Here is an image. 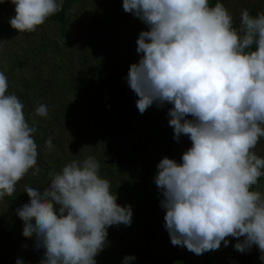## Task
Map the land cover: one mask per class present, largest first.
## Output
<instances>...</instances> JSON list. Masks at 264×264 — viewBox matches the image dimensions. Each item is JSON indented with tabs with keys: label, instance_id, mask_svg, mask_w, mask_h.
Returning a JSON list of instances; mask_svg holds the SVG:
<instances>
[{
	"label": "clouds",
	"instance_id": "9594fccd",
	"mask_svg": "<svg viewBox=\"0 0 264 264\" xmlns=\"http://www.w3.org/2000/svg\"><path fill=\"white\" fill-rule=\"evenodd\" d=\"M11 3L9 24L19 33L35 32L63 8L62 0ZM122 6L148 28L136 41L143 55L126 77L137 109L143 114L153 104H171L173 139L185 135L192 142L182 163L164 157L154 177L172 245L201 255L221 242L228 246L226 238L233 237L236 251L258 246L264 261V193L251 190L264 175V158L253 151L264 137V12L241 10L237 28L220 2L123 0ZM6 93L8 79L0 72V199L11 197L30 169L33 176L41 171L37 129L26 122L20 99ZM35 115L47 118L48 106L38 103ZM45 145L53 149L51 137ZM99 169L88 156L49 172L42 191L24 186L30 202L16 215L23 236L35 235L37 248L45 250L40 264H96L108 228L131 225V206L117 204ZM134 260L125 256L123 264Z\"/></svg>",
	"mask_w": 264,
	"mask_h": 264
},
{
	"label": "trees",
	"instance_id": "16d2710c",
	"mask_svg": "<svg viewBox=\"0 0 264 264\" xmlns=\"http://www.w3.org/2000/svg\"><path fill=\"white\" fill-rule=\"evenodd\" d=\"M87 1L62 0V10L50 16L35 32L19 33L9 24L10 18L15 16V6L11 0H0V41L8 42L12 35L20 38L15 43L18 44L16 49L3 43L4 50L0 51V72L8 79V91L10 86L15 87L12 75L20 63L25 65L23 70L33 71L35 66L28 67V63L37 62L39 56L48 67L43 74H36L27 81L23 79L20 89L14 88L24 105L26 122L37 129L33 138L38 146L37 165L41 171L33 176L34 169H30L16 184L13 195L0 199V264H16L18 258L24 264H40L45 250L37 248L35 235L23 236L24 223L16 215V209L30 202L24 186L42 191L51 182L49 172H59L71 161H83L88 156L96 158L99 175L110 182V191L117 195L118 205H128L133 210L134 204L145 203L146 209L140 230H136L132 221L130 226L120 224L108 228L104 249L95 257L96 264H123L125 256L135 257L132 264H220L223 256H228L232 264H264L259 259L258 246L240 253L234 248L238 241L233 237H227L230 243L222 253L217 249L196 255L186 247L164 245L163 240H171L165 223H161L166 214L160 206L162 194L154 184L153 191L145 195L135 182L154 183L159 162L167 157L178 164L180 158L182 163L181 157L192 142L185 135H181L179 142L173 139L174 130L169 126L167 115L173 107L171 104L166 103L161 108L153 104L143 114L136 107L138 97L128 86L126 77L130 65L137 63L143 54L137 53L136 43L123 56L113 55L117 39L113 30L115 26L124 28L126 24L123 0L102 3L98 15L84 13L88 25L85 31H80L79 14L85 12L81 6L83 3L87 6ZM224 1L209 0V6ZM123 35L138 39L128 32ZM38 103L48 106L47 118L35 115ZM52 129L55 134L60 131L65 135V145L63 138L52 134ZM136 131L143 135L142 141H135ZM49 137L54 145L51 150L45 145ZM159 139L171 144L166 149L155 150L154 143ZM145 156L151 159L147 161ZM114 157L115 165L108 166L107 162ZM259 157L264 158V154ZM263 180L264 175L251 190H264ZM130 198L132 200L126 202Z\"/></svg>",
	"mask_w": 264,
	"mask_h": 264
},
{
	"label": "rangeland",
	"instance_id": "374dc122",
	"mask_svg": "<svg viewBox=\"0 0 264 264\" xmlns=\"http://www.w3.org/2000/svg\"><path fill=\"white\" fill-rule=\"evenodd\" d=\"M109 1L110 0H88L86 2L87 6H84L85 3L82 2L83 4L81 6V9L83 8L82 10H84L85 12H82L79 14V19L81 22V25H79V30L85 31V29L87 28V25H88V20L85 18L84 13H87V14L91 13L92 15H94L93 13L95 12V14L97 13V15H98L99 12H97V11H98L99 6L102 3L109 2ZM223 4L229 10V12L233 15V24H234V26H237V27H239V24H240L241 10L247 9L252 16H256V14L259 12H264V0H225L223 2ZM76 30L78 31V29H76ZM147 30H148L147 26L145 24L141 23L140 19L134 17L131 13H126L125 27L124 28H117L115 26V29L113 30L114 35L117 37L116 44L113 46V52H114L113 55L116 57L123 56L125 54V51H127V49H131V48L133 49L135 47L136 41L133 39H129V38L125 37L123 35L125 32H128V35H136L137 37H139V33L141 31H147ZM19 39H20L19 36L12 35L10 38H8V40L10 42L8 41V42H5L4 44L6 46H10L12 48L14 46L16 49L18 44H15V43H17V41H19ZM4 44L0 45V51L4 50L3 49ZM78 46H80V43ZM36 58H37V62L32 61V62L28 63L29 64L28 67H31V65L35 66L36 69L33 71L28 70V68H25L23 70V67L25 65L23 63L19 64L18 70L15 69V71L12 75V79L15 83V85H14L15 87L10 86V89H9L7 94H15L14 88H16V90L20 89L19 85H21V82L23 81V79H25L27 81L29 79H32V76L35 77L36 74H40V73L43 74L44 70L45 71L48 70V67L46 64H44L43 59L39 56ZM0 63H1L0 64V67H1V65H2V55L1 54H0ZM26 92H27V95H30V92L28 90ZM29 117H30V115H29ZM111 121H112V118H111ZM114 121L116 122L115 117H114ZM47 131L50 133L49 130H47ZM51 131H52L53 135H56L57 137L63 138L62 144L65 145V143H66L65 135L63 133H61L60 131H59V134H55V130H53V129ZM136 132H137L138 136H135V141H142L144 138L143 135H141L140 132H138V131H136ZM154 144H155L154 145L155 150H162V149H166L168 147V145H170L171 143L167 144L165 139H163V141L161 139H159ZM68 147H69V145H67V147L65 149H68ZM253 151L258 156L261 154H264V137L260 138L258 144L253 149ZM64 153H66V152H64ZM44 155H46V153ZM143 158L147 161L151 159V158L148 159V156H145ZM143 158L140 157L138 159H139V161H142ZM138 159L134 158L133 161L138 163ZM114 160H115V157L112 158L110 161H108L107 165L108 166L115 165ZM126 163H128V162L126 161ZM180 163L181 162H180V158H179V164ZM122 166L126 167L125 163H122ZM119 167H121V166H119ZM154 184H155V182L153 183V181H149V182H147V184H144L142 182H135V185L138 187V189H140V191L142 193H145V195L148 194L149 191L150 192L153 191L152 188H153ZM263 184H264V180H263ZM129 188L130 187H128V189ZM258 191L263 193L264 190L261 189ZM131 200H132V198L126 200V202L131 201ZM144 204H134V206H132L134 209L132 210L133 215H132L131 221H132V223H134L136 225V230H140V228L142 227L140 222L144 220V215L146 213V209H145ZM161 223H165V221L161 222ZM163 243L166 246L173 247L171 242H167V241L163 240ZM225 248L226 247H225L224 243L221 242V247L218 250H220L222 253V251L226 250ZM222 256H223V254H222ZM140 262H142V261H140ZM220 262H221L220 264H232L230 262V260H228V256L227 257L223 256L221 258ZM244 264H246V262Z\"/></svg>",
	"mask_w": 264,
	"mask_h": 264
}]
</instances>
